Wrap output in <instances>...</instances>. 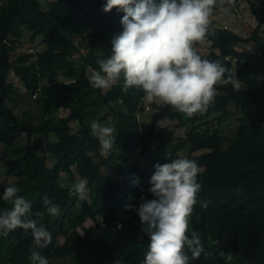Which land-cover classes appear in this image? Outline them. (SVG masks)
Returning <instances> with one entry per match:
<instances>
[{"label": "trees", "instance_id": "1", "mask_svg": "<svg viewBox=\"0 0 264 264\" xmlns=\"http://www.w3.org/2000/svg\"><path fill=\"white\" fill-rule=\"evenodd\" d=\"M236 1L245 2L256 23L250 35L243 38L209 26L204 40L211 41L209 52H197L202 59L220 60L225 66V57L237 61L238 44L253 46L246 55L250 65L235 67L247 85L239 90L230 84L215 85L214 103L203 114L189 117L162 102L146 106L141 89L122 91L123 76L105 91L90 86L89 73L98 70V59L110 55V41L122 31L124 13L103 12L106 0H54L44 8L36 0H0V145L7 149L5 175L13 178L0 187V195L16 185L21 189L18 195L32 202L30 218L52 235L46 249H37L49 264H141L149 239L136 212L124 206H137L141 197L152 199L148 189L154 165L178 158L194 160L200 168L201 189L189 235L199 231L205 250L212 253L192 264H225L219 252L233 255L228 264H264V80L254 78L264 75V0ZM26 32L30 44L39 40L41 49L13 58ZM71 37L85 39L84 53ZM10 75L28 88L38 122L31 114L15 111L21 95L9 83ZM58 112L68 115L56 117ZM93 120L106 126L110 122L116 129L108 155L101 154L90 133ZM163 120L184 129V139L176 142L171 130L159 128ZM70 122L77 130L69 128ZM21 137L25 143L18 147L15 142ZM110 172L121 178L122 189L111 184ZM81 179L87 181L88 198L71 189ZM45 198L57 200L59 214L40 220L36 213L45 206ZM199 201L209 202L208 208ZM10 207L0 200V211ZM74 213L101 220L99 229L81 227L90 241L86 248L60 241L67 218ZM32 250V237L23 229L0 236V264H31Z\"/></svg>", "mask_w": 264, "mask_h": 264}, {"label": "clouds", "instance_id": "2", "mask_svg": "<svg viewBox=\"0 0 264 264\" xmlns=\"http://www.w3.org/2000/svg\"><path fill=\"white\" fill-rule=\"evenodd\" d=\"M216 5L217 0H106L103 12L116 9L124 13L120 20L122 31L111 39L110 55L97 60L98 70H91L90 86L110 89L123 76L122 91L137 87L149 103L158 100L189 117L203 114L218 94L215 85L230 84L236 90L241 86V81L220 60L202 59L194 47L195 42L204 41L210 34V17ZM222 10L230 12V8ZM224 27L228 30L227 26L220 29ZM231 60L236 62L233 57L224 58L225 62ZM254 78L259 82L264 75ZM90 133L98 141L101 154L108 155L116 141V129L93 120ZM199 173L198 164L187 158L156 164L148 189L153 198L141 197L137 206H124L126 211L136 212L149 239L141 264H192L202 254L206 258L212 255L205 250L199 231L192 230L189 235L190 217L201 189ZM137 183L134 179L133 185ZM86 186V179H81L72 191L83 198ZM20 191L11 185L0 195V200L11 205L0 211V236L16 229L25 230L33 240L31 264H49L37 249H46L52 235L42 223L30 218L32 202L18 195ZM44 202L48 215L59 214L58 205L47 198ZM199 203L203 209L209 206L207 201ZM36 216L43 219L39 212ZM218 255L225 264L233 259L231 253Z\"/></svg>", "mask_w": 264, "mask_h": 264}, {"label": "rangeland", "instance_id": "3", "mask_svg": "<svg viewBox=\"0 0 264 264\" xmlns=\"http://www.w3.org/2000/svg\"><path fill=\"white\" fill-rule=\"evenodd\" d=\"M36 1H37L39 8H44L46 3L52 2L54 0H36ZM29 8L34 9L36 7L30 6ZM223 8H230V12H227V13L224 12L222 10ZM255 25L256 23L253 17L251 16L249 9L247 5L245 4V2L236 1V0H231V3H229V0H223V3H221V0H217V5L213 10V15L210 17V24H209V26H214L216 28L227 26L228 30L230 29L234 31L236 30L237 32L236 31L235 32L243 38H246L250 35ZM262 31H264V26L262 27ZM25 36L26 37L24 38L23 45L18 50L15 51V53L12 56L13 58H15L18 55L28 53L30 51L35 52L36 50L41 49L39 40L34 45H31L30 42L28 41L30 33L26 32ZM71 38L78 45L80 49V53H84L86 50L85 39L80 38V37H71ZM194 47L197 49L199 53L207 54L209 52V44L207 42H204V41L195 42ZM235 52L237 53V56H238L237 61L235 62L231 60L229 62H225V67L229 70V73L236 75L237 79L241 81L240 87L243 88L247 85V80H245L243 77L239 76L236 73L235 67L237 64H242L245 66L250 65V60L249 58L246 57V55L252 52V47L246 46L243 44H238L235 48ZM239 59H242V60L239 61ZM89 74L91 75V73ZM9 83L12 84L16 89H18L21 95L20 99L17 101V107L15 108V111L18 114H21V116H22V113L24 112L28 113L26 117H29L30 116L29 114H31L33 116V119L35 120L34 122H38L40 118L36 116L38 110H37L36 105L34 104V99H30V102H29V99L27 97L28 88L25 85H23V83H21L18 79H16L13 75H10ZM103 90L105 91L107 89H103ZM153 102L160 103V101L158 100L153 101ZM148 103L149 102L146 101V106H148ZM96 109L98 111H100L101 109V113L99 115H102L103 112H102L101 106L100 105L96 106ZM229 110L231 112L234 111L233 105L229 106ZM53 114L54 113H52L51 115ZM67 115H68L67 112L65 113L58 112L55 114L56 117H59V116L66 117ZM236 118L237 116L234 115L232 119H230V121L228 122L230 126H233V123H235ZM175 124H176L175 122L163 120L159 123L158 126L159 128H167L171 130L173 132L174 141L177 142V141H181L184 139L185 130L176 127ZM108 126H111L110 122L108 123ZM69 128L72 131L77 130V125L73 122H70ZM51 138H52L51 141H55L54 136H51ZM24 141H25V138L21 137L15 142V144H17L18 147H22L25 143ZM219 141H220L219 138H216L215 143H219ZM43 142H45V140H43ZM6 151L7 149L0 145V187L13 182V178L5 175V167H6L5 158L7 155ZM51 165H53V162ZM108 175L111 177V180H112L111 184H113V186L116 189L118 188L122 189L123 181L121 180V178L118 175L114 174L113 172L108 173ZM77 183L79 182H76L75 184ZM73 185L71 186V189ZM84 196L88 198V190L86 191V194ZM51 201L53 202V204L57 205L56 199H52ZM40 213L47 220L51 217L50 215L47 214L45 206L42 208ZM81 227L99 229L101 227V220L93 216L89 218H85L79 213L71 214L67 218V224H66L65 229H63L60 233L61 243L71 248H86L89 245L90 241L87 240L82 235Z\"/></svg>", "mask_w": 264, "mask_h": 264}, {"label": "crops", "instance_id": "4", "mask_svg": "<svg viewBox=\"0 0 264 264\" xmlns=\"http://www.w3.org/2000/svg\"><path fill=\"white\" fill-rule=\"evenodd\" d=\"M230 31H233V32H235L236 30L234 31V30H231V29H230ZM236 32H237V31H236ZM236 32H235V33H236ZM236 34H237V33H236ZM204 42H205V41H204ZM250 47H252V49H253V46H250Z\"/></svg>", "mask_w": 264, "mask_h": 264}, {"label": "built area", "instance_id": "5", "mask_svg": "<svg viewBox=\"0 0 264 264\" xmlns=\"http://www.w3.org/2000/svg\"><path fill=\"white\" fill-rule=\"evenodd\" d=\"M224 29H226V27H224ZM226 60H228V58H226Z\"/></svg>", "mask_w": 264, "mask_h": 264}]
</instances>
